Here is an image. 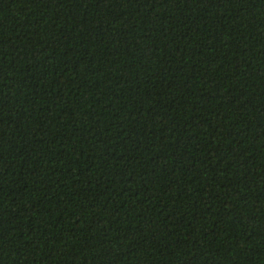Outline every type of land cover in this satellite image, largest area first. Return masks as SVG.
Returning <instances> with one entry per match:
<instances>
[{
	"label": "trees",
	"instance_id": "1",
	"mask_svg": "<svg viewBox=\"0 0 264 264\" xmlns=\"http://www.w3.org/2000/svg\"><path fill=\"white\" fill-rule=\"evenodd\" d=\"M0 264H264V0H0Z\"/></svg>",
	"mask_w": 264,
	"mask_h": 264
}]
</instances>
